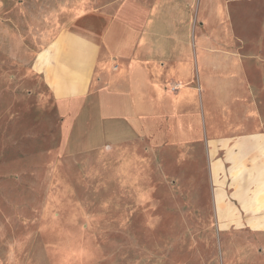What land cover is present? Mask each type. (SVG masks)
I'll return each mask as SVG.
<instances>
[{
  "label": "rangeland",
  "instance_id": "obj_1",
  "mask_svg": "<svg viewBox=\"0 0 264 264\" xmlns=\"http://www.w3.org/2000/svg\"><path fill=\"white\" fill-rule=\"evenodd\" d=\"M114 1L0 0V264H264V235L217 229L202 148L197 166L146 140L62 155L30 64L62 30L99 34ZM227 2L264 132V0Z\"/></svg>",
  "mask_w": 264,
  "mask_h": 264
},
{
  "label": "crops",
  "instance_id": "obj_2",
  "mask_svg": "<svg viewBox=\"0 0 264 264\" xmlns=\"http://www.w3.org/2000/svg\"><path fill=\"white\" fill-rule=\"evenodd\" d=\"M97 14L99 34L62 30L29 67L61 118L62 155L146 140L197 166L202 148L217 229L264 235V132L227 0H117Z\"/></svg>",
  "mask_w": 264,
  "mask_h": 264
}]
</instances>
